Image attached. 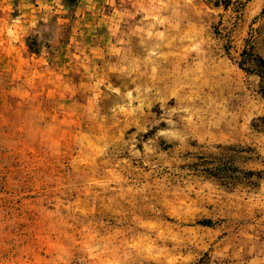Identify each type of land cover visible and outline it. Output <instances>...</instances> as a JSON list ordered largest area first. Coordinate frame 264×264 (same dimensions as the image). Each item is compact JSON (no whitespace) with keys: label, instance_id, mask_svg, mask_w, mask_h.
Segmentation results:
<instances>
[{"label":"rangeland","instance_id":"rangeland-1","mask_svg":"<svg viewBox=\"0 0 264 264\" xmlns=\"http://www.w3.org/2000/svg\"><path fill=\"white\" fill-rule=\"evenodd\" d=\"M264 0H0V264H264Z\"/></svg>","mask_w":264,"mask_h":264},{"label":"trees","instance_id":"trees-1","mask_svg":"<svg viewBox=\"0 0 264 264\" xmlns=\"http://www.w3.org/2000/svg\"><path fill=\"white\" fill-rule=\"evenodd\" d=\"M66 3H73L76 0H63ZM239 67L249 73L254 74L258 78V91L260 96L264 99V59H258L254 57L248 50L244 49L241 53V60L239 62ZM264 173L262 171H246V176H256L261 178Z\"/></svg>","mask_w":264,"mask_h":264}]
</instances>
